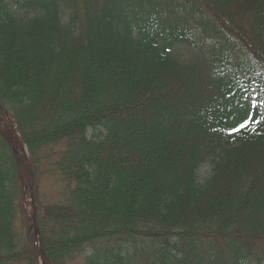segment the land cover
Returning a JSON list of instances; mask_svg holds the SVG:
<instances>
[{"label": "trees", "instance_id": "obj_1", "mask_svg": "<svg viewBox=\"0 0 264 264\" xmlns=\"http://www.w3.org/2000/svg\"><path fill=\"white\" fill-rule=\"evenodd\" d=\"M260 101L264 0H0L48 264H264V120L228 135ZM36 246L0 134V264Z\"/></svg>", "mask_w": 264, "mask_h": 264}, {"label": "water", "instance_id": "obj_2", "mask_svg": "<svg viewBox=\"0 0 264 264\" xmlns=\"http://www.w3.org/2000/svg\"><path fill=\"white\" fill-rule=\"evenodd\" d=\"M0 134L4 137V139L8 142V144L10 145V147L13 150L14 156H15V160H16V165H17V170L20 176V179L22 180L23 184L25 185V181L27 183V187L31 190V201H32V206H33V210L30 214L31 219L33 220V222L35 223V230H36V234L39 235V226L37 223V211L35 208V204H34V195H33V188H34V172H33V167L32 164L28 158V156H26L27 159L23 160L17 151L16 148V139L13 136V131L12 129H7V128H2L0 126ZM20 144H22L20 142ZM23 173H25V178ZM40 254L43 260V264H47V258L45 255V252L43 251L42 248H40Z\"/></svg>", "mask_w": 264, "mask_h": 264}, {"label": "rangeland", "instance_id": "obj_3", "mask_svg": "<svg viewBox=\"0 0 264 264\" xmlns=\"http://www.w3.org/2000/svg\"><path fill=\"white\" fill-rule=\"evenodd\" d=\"M0 126L2 128H7L9 129L11 126H15L14 125V122L12 120H5V121H2L0 120ZM13 136L14 137H18L19 139H21L20 135L17 133V130H16V127H15V130H14V133H13ZM25 148V146H24ZM26 149V148H25ZM27 151V150H26ZM210 173V167L207 165V166H204L201 170H200V177L201 179H205ZM24 175V178H25V173H23ZM27 187V183L25 181V188ZM42 190L43 192H54V182L52 180H47V181H44L42 183ZM24 201H25V210L27 211V213L31 214L32 212V203H31V199L30 197L27 195L26 193V189H25V197H24ZM36 248V251L38 252L39 251V247H35ZM39 264H43V260L41 258V256L39 257ZM71 264H80V261L76 262V263H71Z\"/></svg>", "mask_w": 264, "mask_h": 264}, {"label": "snow or ice", "instance_id": "obj_4", "mask_svg": "<svg viewBox=\"0 0 264 264\" xmlns=\"http://www.w3.org/2000/svg\"><path fill=\"white\" fill-rule=\"evenodd\" d=\"M256 103H257L256 101H253V104H256ZM259 105L264 106V101H260ZM261 120H264V114H262L260 118L257 120H252V119L245 120L243 123L229 130L228 135L231 136L233 134H238L242 129H245V130L248 129L253 123H255L256 125H259L261 123Z\"/></svg>", "mask_w": 264, "mask_h": 264}, {"label": "bare ground", "instance_id": "obj_5", "mask_svg": "<svg viewBox=\"0 0 264 264\" xmlns=\"http://www.w3.org/2000/svg\"><path fill=\"white\" fill-rule=\"evenodd\" d=\"M16 139V148H17V151H18V154L19 156L25 160L27 159L26 156H27V151L26 149L24 148V146L22 144H20V139L18 137H15ZM26 161V160H25Z\"/></svg>", "mask_w": 264, "mask_h": 264}]
</instances>
